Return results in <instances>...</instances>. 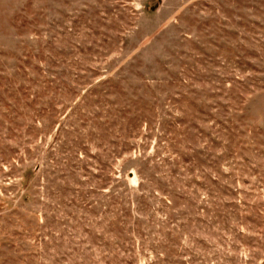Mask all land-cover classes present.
<instances>
[{"label": "rangeland", "instance_id": "374dc122", "mask_svg": "<svg viewBox=\"0 0 264 264\" xmlns=\"http://www.w3.org/2000/svg\"><path fill=\"white\" fill-rule=\"evenodd\" d=\"M0 264H264V0H0Z\"/></svg>", "mask_w": 264, "mask_h": 264}]
</instances>
